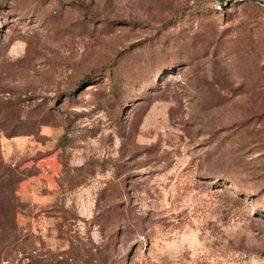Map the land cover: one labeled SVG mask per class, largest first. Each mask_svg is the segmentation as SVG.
<instances>
[{"label":"rangeland","instance_id":"obj_1","mask_svg":"<svg viewBox=\"0 0 264 264\" xmlns=\"http://www.w3.org/2000/svg\"><path fill=\"white\" fill-rule=\"evenodd\" d=\"M0 0V264H264V0Z\"/></svg>","mask_w":264,"mask_h":264},{"label":"water","instance_id":"obj_2","mask_svg":"<svg viewBox=\"0 0 264 264\" xmlns=\"http://www.w3.org/2000/svg\"><path fill=\"white\" fill-rule=\"evenodd\" d=\"M219 1H222V0H219ZM234 0H226L225 1V3L224 4H221L223 7L225 6V5H228V4H230L231 2H233ZM263 5H264V2H263Z\"/></svg>","mask_w":264,"mask_h":264}]
</instances>
